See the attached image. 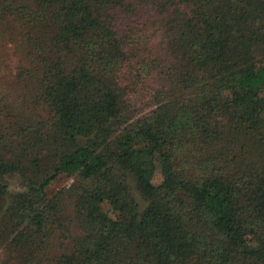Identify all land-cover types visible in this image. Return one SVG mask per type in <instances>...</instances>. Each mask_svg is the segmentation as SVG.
<instances>
[{
  "label": "trees",
  "instance_id": "trees-1",
  "mask_svg": "<svg viewBox=\"0 0 264 264\" xmlns=\"http://www.w3.org/2000/svg\"><path fill=\"white\" fill-rule=\"evenodd\" d=\"M0 49V264H264V0H0Z\"/></svg>",
  "mask_w": 264,
  "mask_h": 264
},
{
  "label": "rangeland",
  "instance_id": "rangeland-1",
  "mask_svg": "<svg viewBox=\"0 0 264 264\" xmlns=\"http://www.w3.org/2000/svg\"><path fill=\"white\" fill-rule=\"evenodd\" d=\"M0 60H1L0 61L1 64H4V67H1V69H0V74L3 75L5 79L9 80L10 79L9 74H11L13 71H15L18 64H20L19 55H17L15 52H11L10 50L0 49ZM243 69L247 70L248 66H245ZM207 75H208L209 79L215 83H218L220 80V76H219L217 70H215V69H212V68L207 69ZM159 180H160L159 175L156 173V174H154V176L151 180V183L156 184L159 182ZM68 182H69L68 179L60 178V179L56 180L55 182H53V184L51 185V189L55 190V189L61 187L62 185L67 184Z\"/></svg>",
  "mask_w": 264,
  "mask_h": 264
}]
</instances>
